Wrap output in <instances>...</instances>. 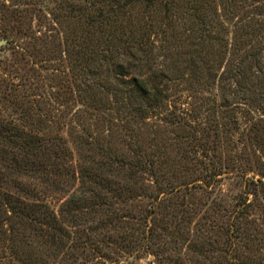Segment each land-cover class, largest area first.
Wrapping results in <instances>:
<instances>
[{
    "label": "trees",
    "instance_id": "trees-1",
    "mask_svg": "<svg viewBox=\"0 0 264 264\" xmlns=\"http://www.w3.org/2000/svg\"><path fill=\"white\" fill-rule=\"evenodd\" d=\"M0 35V264H264V0H0Z\"/></svg>",
    "mask_w": 264,
    "mask_h": 264
},
{
    "label": "rangeland",
    "instance_id": "rangeland-1",
    "mask_svg": "<svg viewBox=\"0 0 264 264\" xmlns=\"http://www.w3.org/2000/svg\"><path fill=\"white\" fill-rule=\"evenodd\" d=\"M38 24H39L38 21L34 22L35 27H37ZM46 24H48V23H46ZM48 26L50 27L49 24H48ZM0 40H4L1 37V35H0ZM13 57H14V45L10 44V42L8 41V43L4 44L3 46H0V74H1V72H5L6 63H11L13 61L12 60ZM3 102H4L3 98L0 97V112L2 113L1 116L6 118V117H9V112L5 111L6 107H4ZM245 143L249 146L248 142L245 141L244 144ZM22 180L30 189H35L36 182L32 181L31 179H27V178H22ZM231 184L232 183H230V182H228V183L224 182V184L222 185L221 188L217 187L216 190H217L218 194L222 188L225 191H227L228 188L231 187ZM235 192L236 191L231 192V194H234ZM35 193L37 195H39L42 199H46V202L48 204H50L51 207H53L55 209L59 207L61 199L65 198V196H66L63 194H53V193H47V195H45V193L42 194L40 186H36ZM222 195H223V192H222L221 196ZM116 264H158V262L151 255H146V256L142 257V256H139L137 254H132V255L120 254L118 256V262Z\"/></svg>",
    "mask_w": 264,
    "mask_h": 264
},
{
    "label": "water",
    "instance_id": "water-1",
    "mask_svg": "<svg viewBox=\"0 0 264 264\" xmlns=\"http://www.w3.org/2000/svg\"><path fill=\"white\" fill-rule=\"evenodd\" d=\"M6 43H8V40H0V46H3Z\"/></svg>",
    "mask_w": 264,
    "mask_h": 264
}]
</instances>
